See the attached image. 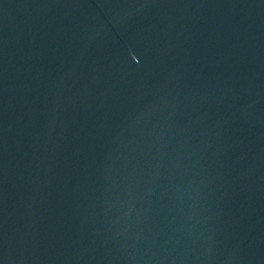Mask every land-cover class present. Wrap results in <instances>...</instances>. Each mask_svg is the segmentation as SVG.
<instances>
[{
  "label": "water",
  "instance_id": "obj_1",
  "mask_svg": "<svg viewBox=\"0 0 264 264\" xmlns=\"http://www.w3.org/2000/svg\"><path fill=\"white\" fill-rule=\"evenodd\" d=\"M0 264H264V0H0Z\"/></svg>",
  "mask_w": 264,
  "mask_h": 264
}]
</instances>
